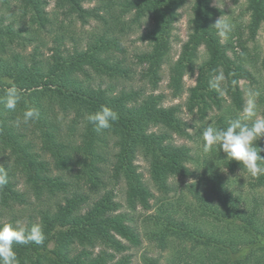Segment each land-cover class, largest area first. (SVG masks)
Wrapping results in <instances>:
<instances>
[{
	"label": "trees",
	"instance_id": "trees-1",
	"mask_svg": "<svg viewBox=\"0 0 264 264\" xmlns=\"http://www.w3.org/2000/svg\"><path fill=\"white\" fill-rule=\"evenodd\" d=\"M189 1L0 0L11 10L0 14V264H264V198L250 204L221 173L246 172L252 186H264V92L257 90L250 119L242 115V81L263 83L264 55L256 64L247 43L264 28V0H235L248 14L245 32L218 23L223 10L212 0H192L187 38L171 61ZM78 22L90 29L81 42L71 36L70 49L62 29ZM144 24L139 39L148 46L136 56L152 90L103 87L96 78L134 80L123 38ZM54 25L61 31L50 53L40 44L27 51ZM166 64L173 97L184 94L186 76L195 77L191 114L204 122L219 112L209 140L246 137V149L227 156L213 145L205 159L174 142L193 134L181 105L155 92ZM178 178L192 181L181 187ZM153 187L163 195L156 208ZM139 208L145 213L135 218ZM143 234L160 253H142L141 263L134 250Z\"/></svg>",
	"mask_w": 264,
	"mask_h": 264
},
{
	"label": "rangeland",
	"instance_id": "rangeland-1",
	"mask_svg": "<svg viewBox=\"0 0 264 264\" xmlns=\"http://www.w3.org/2000/svg\"><path fill=\"white\" fill-rule=\"evenodd\" d=\"M11 10L12 12H17L18 6L17 2L13 1L11 3ZM94 4V3H92ZM192 4V0L188 2L186 6H184L181 9V18L179 22L177 23V29L175 31V35L179 38L178 41H176L173 45V49L171 52V61L175 60L181 50V45L183 41L186 40L187 34L189 32V16H190V5ZM212 4L214 6L219 7L223 10V14L218 16L216 18V21L221 24H226L229 28L235 31H243L245 32V25L248 21V14L245 10L244 2H236L235 0H212ZM50 10H53V3L49 7ZM11 10H8L6 7L2 6V3L0 2V14L5 13L6 15L10 16L9 12ZM65 23H68V19H64ZM25 24H27V20H24ZM145 25V26H144ZM142 27H135L134 29L128 32V35L123 38V44L125 46V49L129 56V62L127 64L131 65L135 71L132 72L133 79H120L117 80H111L108 76H103L96 78V80H101L103 87L109 86L110 83H113L115 85L116 90H120L123 86V84L133 83L136 87L143 86L146 88V90L150 91L152 90L150 85L144 84L145 82L141 79V67L143 65H139V60L136 56L137 53H140L141 51H144L147 49L148 44L146 42H143L139 39V36H141L142 32L144 31V28L147 26V24H144ZM67 29V30H66ZM66 29H62L63 32L66 34V39L68 40L69 48L71 49L75 41L71 39V36L75 37V39L79 40L81 42L82 37L84 36V32H86L88 29H90V26L82 27L80 22H78L76 25L72 27H68ZM61 31L58 27V25H54L53 31L51 30V33L46 32H39L38 37L35 41H32V44L28 46L27 51H31L33 46L36 44L42 45V49L45 54L50 53L49 46H53L52 40H54V35ZM62 32V33H63ZM233 34V33H232ZM230 41L234 43V45L237 46V52H241V47L238 46V39L233 35L230 37ZM43 43V44H42ZM247 47L249 48L248 52V58L249 59H258L259 63L261 57L264 55V28L260 29L258 32L257 38L254 41V43H247ZM200 57L201 59H204L206 57L205 50L202 48L200 50ZM132 62V63H131ZM169 64L164 65L162 70V80L159 83L157 89L155 90L156 93L163 92L166 94V100L165 104H180L182 108V114L184 120H186L188 123H190L189 131L193 134V140L179 137L177 135H174V142L177 144L186 143L189 146L192 147V150L194 152H201L203 154V157L205 159H208L211 156V148L213 145L218 146L219 144H222V148L219 150H222L223 152H226L225 154L227 156H230L231 152H241L248 146V139L246 137H242L239 139H228V140H216V141H210L209 140V130L214 129V124L216 121L215 116L219 114V112L211 111L208 115V117L204 120V122L199 120V117L197 114H191L187 108H186V99L188 96V88L195 84V77H185V86H184V94L179 97H173L171 93V89L168 87L169 82ZM92 76H96V73L91 71ZM261 81H263L262 85H252L248 81H242V87L245 89V96H246V109L244 112H242V115L248 116L250 119V116L254 114V105L256 101L257 96V90L264 92V73H259L257 75ZM247 117V118H248ZM218 135V134H217ZM216 135V136H217ZM140 170L143 172L144 176L147 180L150 179L149 173H148V163L140 159L139 160ZM196 167V166H195ZM221 173L224 174L225 178L229 180V188L234 190L236 193H242L250 202V204H253L255 202V198H264V186L263 187H256L252 186L249 183V173L244 172H238L237 174H232L227 168L221 169ZM191 179H185V178H178L175 180L176 184H179L181 187H184L188 182H191ZM20 183L23 184L22 178H20ZM20 184V187L22 185ZM153 190L157 196L152 202L154 204V208L157 207L158 204V198H162V193L159 191H156L153 187ZM125 188L124 184H119L116 186V192L118 194V199L124 203L125 201ZM173 201L177 199V197H172ZM187 200L191 201V199L187 198ZM126 209V208H125ZM145 213V211L141 208H139L136 212H134L135 218H139ZM148 213V212H147ZM134 252L136 253L135 259L137 261L142 262V259L140 256L144 252H148V254L151 255H158L160 253V250L158 248L150 243L147 239V237L143 234V244L142 246L137 250L135 249Z\"/></svg>",
	"mask_w": 264,
	"mask_h": 264
}]
</instances>
